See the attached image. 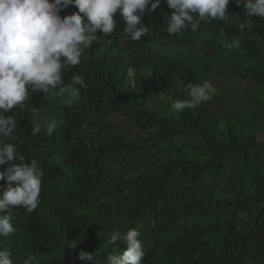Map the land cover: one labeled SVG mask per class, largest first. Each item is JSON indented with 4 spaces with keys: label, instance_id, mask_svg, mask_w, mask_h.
Returning a JSON list of instances; mask_svg holds the SVG:
<instances>
[{
    "label": "trees",
    "instance_id": "trees-1",
    "mask_svg": "<svg viewBox=\"0 0 264 264\" xmlns=\"http://www.w3.org/2000/svg\"><path fill=\"white\" fill-rule=\"evenodd\" d=\"M170 12L163 0L146 12L150 34L139 41L119 15L111 36L98 32L81 63L62 73L65 83L84 77L73 105L67 94L30 91L6 114L17 120L12 142L44 172L37 209L15 208L16 231L0 237L14 264L28 255L38 264H92L81 251L106 264L126 250L109 243L110 233L128 229L140 233L141 264H264V18L230 0L225 20L169 36ZM233 38L239 47L221 44ZM217 75L249 83L238 87L241 101L226 99ZM205 81L216 89L210 99L170 111L190 99L187 84ZM34 107L56 120L52 134L43 125L32 134Z\"/></svg>",
    "mask_w": 264,
    "mask_h": 264
},
{
    "label": "clouds",
    "instance_id": "clouds-1",
    "mask_svg": "<svg viewBox=\"0 0 264 264\" xmlns=\"http://www.w3.org/2000/svg\"><path fill=\"white\" fill-rule=\"evenodd\" d=\"M171 9L166 31L174 36L182 30L195 33L201 22L223 21L228 13L230 0H163ZM162 0H0V237H8L16 229L10 213L22 207L32 213L39 205L44 172L36 159L26 162L19 152L13 135L17 129L14 115H6L28 100L30 91L54 93L64 99L66 106L73 105L85 86L82 75L71 76L65 83L62 73L81 63L85 49L98 39V32L111 36L117 27L115 17L124 22V32L132 41H139L150 34L148 25L142 23L147 12H155ZM241 6V0H236ZM150 5V7H149ZM70 6L77 9L61 16ZM246 14L264 18V0H243ZM221 38L225 37L220 32ZM221 44L233 49L240 40ZM79 86V87H78ZM58 89V91H56ZM190 99L174 100L169 105L173 113L192 109L207 101L216 92L208 81L189 83L185 87ZM32 134L40 133L42 125L48 134L57 128L55 119L44 114L43 109L32 108ZM7 165V167H3ZM136 229L126 232L113 231L109 243L117 241L126 245L122 253H111L106 264H141L145 251ZM79 260L100 264L96 256L79 253ZM0 264H14L8 250H0ZM22 264H38L35 255H28Z\"/></svg>",
    "mask_w": 264,
    "mask_h": 264
},
{
    "label": "rangeland",
    "instance_id": "rangeland-1",
    "mask_svg": "<svg viewBox=\"0 0 264 264\" xmlns=\"http://www.w3.org/2000/svg\"><path fill=\"white\" fill-rule=\"evenodd\" d=\"M215 82H218L222 85H225L226 88H228L229 91H227L225 93V97L226 99L233 101V102H239L241 101V91L239 90V86L242 87H247L249 86V83L245 82V81H239L237 79H232V78H228L226 79L225 77H223L222 75H217L214 79ZM225 100V99H224ZM222 101V103H226V101ZM120 126L123 129L128 130L131 125L129 124V122H127L124 118H121L119 121ZM87 155H92V152L87 151Z\"/></svg>",
    "mask_w": 264,
    "mask_h": 264
}]
</instances>
